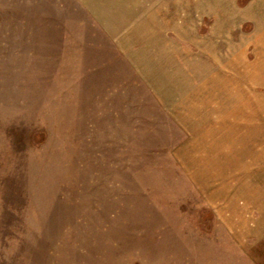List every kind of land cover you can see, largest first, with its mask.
Returning <instances> with one entry per match:
<instances>
[{
  "label": "rangeland",
  "instance_id": "obj_1",
  "mask_svg": "<svg viewBox=\"0 0 264 264\" xmlns=\"http://www.w3.org/2000/svg\"><path fill=\"white\" fill-rule=\"evenodd\" d=\"M0 264H264V0H0Z\"/></svg>",
  "mask_w": 264,
  "mask_h": 264
}]
</instances>
